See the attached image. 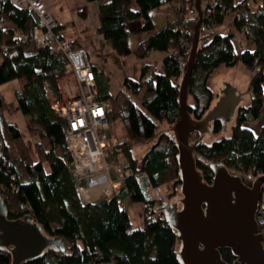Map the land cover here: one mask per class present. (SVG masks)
Here are the masks:
<instances>
[{
	"label": "trees",
	"instance_id": "16d2710c",
	"mask_svg": "<svg viewBox=\"0 0 264 264\" xmlns=\"http://www.w3.org/2000/svg\"><path fill=\"white\" fill-rule=\"evenodd\" d=\"M83 1L97 3L96 34L116 56H132L139 61L151 52L165 56L161 71L141 64L138 79L124 78L115 94L109 92L108 78L93 71L97 96L108 104L106 121L112 127L120 126L123 134L119 139L126 138L121 145L123 157L135 176L126 178L111 198L80 206L63 145L64 122L50 110L42 86L46 83L57 92L65 62L59 54L36 47L30 39L22 41L33 26L31 17L0 0V86L16 82L13 111L21 114L26 134L33 140L30 152L16 124L3 121L0 96V196L8 219L27 215L41 227L42 234L60 238L65 247L63 253L49 249L21 264H179L176 234L164 222L162 213L156 212L151 218L143 214L142 225L132 229L125 209L120 207L123 201L127 206L145 202L148 186L169 180H174V195L179 198L172 130H158L159 125L171 126L178 118L181 51L177 44L180 35L174 27L179 14L175 12L170 24L131 49L129 38L153 29L148 13L172 0ZM229 4L227 0L226 6ZM191 6V0L184 1V10ZM223 15L213 16L209 29ZM80 17H84V11ZM248 22L246 32H242L240 20H233L235 28L254 44V50L235 52L231 34L200 33L194 66L187 78V112L190 118L200 120L210 110L214 94L207 82L218 68L240 65L252 75L248 103L236 104L224 125L213 118L206 127L209 132L192 148L194 167L205 184L210 183V166L216 163L226 170L242 172L250 180L264 177V124L256 134L245 127L264 107L263 74L261 70L252 74L264 62V0L254 5ZM193 26L189 27L188 43ZM56 29L59 31V26ZM6 143H10L12 152ZM146 145L140 157L133 156L134 148ZM250 180L243 183L250 186ZM218 254L225 264L234 260L228 249H219ZM10 262L9 251L0 249V264Z\"/></svg>",
	"mask_w": 264,
	"mask_h": 264
},
{
	"label": "water",
	"instance_id": "95a60500",
	"mask_svg": "<svg viewBox=\"0 0 264 264\" xmlns=\"http://www.w3.org/2000/svg\"><path fill=\"white\" fill-rule=\"evenodd\" d=\"M197 21L192 30L190 52L180 76L178 88V118L171 126L177 149L179 175V198L162 205L158 212L164 222L176 234V257L179 264H225L219 249H228L234 260L231 264H264V250L261 248L262 235L256 221L257 204L264 177L257 176L250 186L232 175L222 164L210 166L211 181L202 182L194 167L192 148L209 129L208 123L218 118L220 123L232 116L239 96L227 83L218 88V100L200 119L190 118L187 112V78L194 66L198 45L200 24L199 0L193 1ZM252 75H249V82ZM249 84V83H248ZM0 249L9 251L10 264H21L41 257L47 250L57 253L65 250L62 240L50 238L41 232V227L32 222L31 217L10 220L0 196Z\"/></svg>",
	"mask_w": 264,
	"mask_h": 264
},
{
	"label": "built area",
	"instance_id": "2783aa9c",
	"mask_svg": "<svg viewBox=\"0 0 264 264\" xmlns=\"http://www.w3.org/2000/svg\"><path fill=\"white\" fill-rule=\"evenodd\" d=\"M3 1L14 9L25 11L33 21V26L22 36V41L30 39L36 47L59 54L65 62L60 78L63 84L57 85V92H53L46 83L42 86L50 110L64 122L63 145L69 156L68 169L79 205L92 206L111 198L118 192L122 182L135 174L123 157L121 145L126 142V138L120 140L115 137L111 133V125L106 121L108 104L97 96L86 50L72 46L61 36L43 0ZM184 1L187 0H174L179 14L174 31L180 35L177 43L181 51L180 76L190 52V43L187 41L191 33L189 27L197 21L194 0H191L192 6L187 10L183 9ZM226 1L199 0V34L207 32L213 16L227 13H233L241 22V31L246 32L248 14L259 0H242L236 4L230 0L227 6ZM260 70V67H256L252 74ZM173 192L174 180L148 186L145 191L146 201L139 204L140 211L146 218H151L162 205L170 202ZM256 215L255 220L262 221L258 229L262 235L261 248L264 250V189L260 193Z\"/></svg>",
	"mask_w": 264,
	"mask_h": 264
},
{
	"label": "crops",
	"instance_id": "0c3cea01",
	"mask_svg": "<svg viewBox=\"0 0 264 264\" xmlns=\"http://www.w3.org/2000/svg\"><path fill=\"white\" fill-rule=\"evenodd\" d=\"M68 9L67 16H63L64 13L61 12V7L58 6V12L50 10V7L44 3L46 9L51 14L53 19L56 21L57 26H59V33L61 36L67 40L74 47L84 48L87 52V59L92 67V70L96 73H100L108 78L109 92L110 94H115L124 78H129L131 80H137L139 77V68L141 64H147L153 67L156 71H161V61L165 56V53L161 52H151L148 54L147 58L142 61L134 59L132 56L118 57L114 52L104 45L101 41V37L96 34V29L98 26L97 20V3L95 2H84L83 0H64ZM174 0L169 3L164 4L157 10L148 13L149 19L152 23V31L149 33H144L143 38L137 39L132 45H130V38L128 39V44L131 49L135 48L136 44L149 37L151 34L157 32L158 30L164 28L166 25L170 24L174 19ZM242 0H233L232 2L236 4ZM250 1V0H246ZM65 5V4H64ZM173 6V7H172ZM54 7H57L56 5ZM84 11V17H80V12ZM153 14V15H152ZM231 14V13H229ZM227 14L223 15L218 24H214L211 28L213 34H218L224 36L223 34L227 31V34H231V29L229 26L224 27L223 20ZM235 15L233 14L231 27L235 28L233 20ZM235 30H237L235 28ZM238 31V30H237ZM240 32V31H238ZM244 36V35H243ZM244 43L245 50H254V44L246 39ZM248 42V43H247ZM232 43V42H231ZM146 60V61H145ZM145 61V62H144ZM237 68V67H233ZM233 68L225 69V74H230ZM261 72L264 77V62L262 64ZM239 73H232V79H226L220 76L224 71H218L216 74L207 82V87L214 94L212 101L210 102V109L213 107L215 101L218 100V91L214 89L217 86L218 81L227 83L231 88H234L238 93H244L241 87H247L249 84V77L244 73L243 68L239 67ZM231 75V74H230ZM61 80L57 81V85H60ZM211 86V88H210ZM213 87L214 90H211ZM116 90V91H115ZM247 90V89H246ZM262 94L264 96V82L262 84ZM249 92L246 94H241V100L237 102L239 105H246L249 101ZM264 124V107L261 109L258 118L255 121L249 122L245 125L252 133L256 134L258 129ZM145 151V150H144ZM144 153V152H143ZM142 153V154H143ZM141 154V155H142ZM140 155V156H141ZM139 156V157H140ZM122 209L127 210L128 207L134 205V214L137 222V227H140L143 223V215L140 211L139 204H132L127 206L125 201L121 202Z\"/></svg>",
	"mask_w": 264,
	"mask_h": 264
},
{
	"label": "rangeland",
	"instance_id": "374dc122",
	"mask_svg": "<svg viewBox=\"0 0 264 264\" xmlns=\"http://www.w3.org/2000/svg\"><path fill=\"white\" fill-rule=\"evenodd\" d=\"M43 2L46 3L50 7V10H53L56 13L58 12V6L61 7V12L64 13L63 16H67L68 9H67V6H66V3H65L64 0H43ZM55 5L57 7H54ZM174 5H175V2H174ZM173 9H174V13H175L176 12V5L173 7ZM67 18H68V16H67ZM232 18H233V13H231V14L227 13V15L224 17L223 25H224V27L229 26V29H231V32H232V35H233L231 37V42H232V47H233L234 51L235 52H242L243 50H245L244 43H246V42H245L243 34L241 32H238L237 30H235V28L231 27ZM212 31H213L212 29H208L207 30V32H212ZM223 34L226 35L227 31H225ZM141 38H143L142 34L135 35V36L131 37L130 38V45H132L134 43V41H136L137 39L139 40ZM142 62H143V60H142ZM235 67H237V68H233L231 70V72H230L231 75L230 74H225V71H224L225 68H222V67L218 68L217 72L218 71H224V72H222L220 74V76L221 77L224 76V78L231 80L232 79V73L235 72L236 74H238L239 71H240L239 67H242V66L237 65ZM243 71H244V69H243ZM244 73L249 77L247 72L244 71ZM218 82L219 83H217V86L214 87V89H216V91H218V88H221V89L225 88V86H223L221 84L222 81H218ZM60 84H63V83L60 82ZM210 88H211V86H210ZM246 88L247 87H244V88L241 87V90H244L242 92H245ZM15 89H17L16 82H9V83H6V84L0 86V96L2 97L1 101H2V107H3L1 116H2L3 121L12 122V123L16 124L17 128L19 129V131L21 133V136L26 141L28 150L31 152L33 140L28 138V136L26 134L25 127H24V122H23V118H22L21 114L18 111H13V106L15 105L14 97H13V91ZM214 89L212 87L211 90H214ZM244 94H246V93H244ZM187 101H189V99H187ZM215 102H217V101H215ZM166 128L167 127L165 125H159L158 126V130L159 131L168 132V130H165ZM227 129L228 128H226V131H227ZM110 130H111V133L115 137H117L118 139L121 138V135L123 134V132H122V130H121L119 125H116V126H113V127L111 126ZM6 145H7V148L12 152V147H11L10 143H6ZM146 147H147V145L134 148L133 149V156L136 157V158L139 157L144 152ZM228 171L232 175H236V176L240 177L242 179V181H249L250 180V178L246 174H244L242 172L234 171V170H231V169H229ZM252 180H250V181H252ZM170 181L171 180L166 181V182H170ZM174 194L175 193L173 192V196H172L170 202L176 201L175 197L177 195H174ZM178 197H179V194H178ZM121 206H122V204L120 203V207ZM134 209H136V207H134V205H133L131 207H128L127 210H126V214H127V217H128V219L130 221L132 229L137 228V222H136V218H135V214H134ZM142 215H143V213H142Z\"/></svg>",
	"mask_w": 264,
	"mask_h": 264
}]
</instances>
